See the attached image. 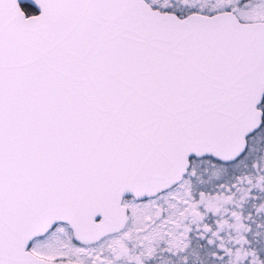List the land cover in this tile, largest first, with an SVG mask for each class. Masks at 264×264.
Masks as SVG:
<instances>
[{
  "label": "snow or ice",
  "instance_id": "6c2138e0",
  "mask_svg": "<svg viewBox=\"0 0 264 264\" xmlns=\"http://www.w3.org/2000/svg\"><path fill=\"white\" fill-rule=\"evenodd\" d=\"M0 264H264V0H0Z\"/></svg>",
  "mask_w": 264,
  "mask_h": 264
}]
</instances>
